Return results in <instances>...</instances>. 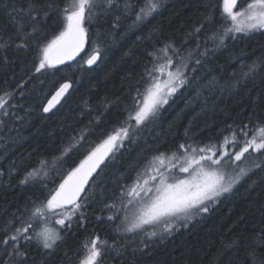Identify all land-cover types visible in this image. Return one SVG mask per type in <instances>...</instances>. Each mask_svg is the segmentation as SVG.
<instances>
[{"label":"trees","instance_id":"trees-1","mask_svg":"<svg viewBox=\"0 0 264 264\" xmlns=\"http://www.w3.org/2000/svg\"><path fill=\"white\" fill-rule=\"evenodd\" d=\"M55 2L63 6L66 0ZM131 2L137 10L142 0ZM13 3L19 5L24 0H0V37L4 39L9 36L15 39L16 25L8 16ZM242 3L246 4L247 0ZM222 8L223 0H161L158 11L133 29L129 25L135 16H122L114 35L100 44L101 59L92 69H86L79 62L36 72L40 48L62 28L56 12H50L41 20L40 32L28 40L26 48L17 49L13 43L0 49V94L13 93L17 104L11 110L15 116L0 117L3 121L0 123V172L4 173L0 176V236L5 225L18 223L17 216L27 217L34 202L48 197L62 176L84 158L90 143L94 146L101 133L120 124L126 116V107L132 105L136 89L143 90L141 77L152 61L148 54L165 42L180 47L185 58L191 51L186 69L191 84L180 89L170 101L171 107L165 106L166 110L140 133L136 143L125 141L115 153V159L110 156L107 167L101 166L104 171L97 177L95 200L90 201L87 208V227L74 225L72 230L64 231L51 255H40L43 250L35 244L28 249L35 264H79L78 258L84 254L83 244L93 235L98 234L110 242L117 238L116 227L121 225L125 212L120 209L118 218L108 221L110 213L107 209L102 211L99 203L101 191L103 199L111 202L114 193L119 195L121 185L132 183L145 159L184 142L185 129H188L189 143L205 145L222 139L221 134L228 133V124L238 126L248 122L249 117L253 124L258 119L264 120V64L255 71L248 67L254 60L264 61V33L228 40L227 49L201 55L206 46H213L208 37L221 22ZM209 11L215 13L211 21L205 20ZM113 16L88 25L91 40H87V54L92 51L97 33L110 30ZM201 23L205 24V29L198 36H188ZM153 28L157 31L152 32ZM25 30L30 31V26ZM197 58L201 61L199 65L195 63ZM66 82L72 85L69 94L55 111L44 115L45 102ZM197 91L201 93L199 96ZM82 129L87 137L81 141L82 146L78 145L63 159L54 160L73 136L79 137ZM41 160L48 163V176L21 185L19 181L38 167ZM249 177L241 181L232 194L221 197L211 213L163 240L159 236L148 240L142 234L121 235L118 237L121 244L127 245L126 250L121 248L123 256L109 250L102 264H131L132 261L136 264H217L222 242L230 239H237L240 246L234 253L219 256L218 264H229V261L245 264V247L251 244L253 235L264 228V173L253 170ZM253 181L256 183L250 188ZM97 216L102 219L97 220ZM141 240H146L148 248L133 257L132 248L142 247ZM259 251L264 252V248ZM3 255L5 253L0 252V256Z\"/></svg>","mask_w":264,"mask_h":264},{"label":"snow or ice","instance_id":"snow-or-ice-1","mask_svg":"<svg viewBox=\"0 0 264 264\" xmlns=\"http://www.w3.org/2000/svg\"><path fill=\"white\" fill-rule=\"evenodd\" d=\"M160 7L161 0H144L138 10H135L131 0H66L63 6L55 0H24L22 4L11 5L8 16L10 22L16 25L15 39L12 36L8 39L0 37V49H6L13 43L17 49L26 48L28 40L40 32L41 20L46 19L50 12H56L62 21V28L40 48L35 70L41 72L46 67L54 68L56 64L64 63L65 59H74L84 50L86 40H91L88 25L94 20L114 14L110 30L98 32L96 41L92 42V51L87 54L86 59L82 58L83 63L91 68L101 59L100 44L108 36L114 35L122 16H135L129 25L133 29L148 20ZM222 11L219 26L208 37L213 46H206L201 55L227 49L228 40L235 41L255 32L264 33V0H247L246 4L242 0H223ZM214 15V11H209L205 20L211 21ZM29 26L31 30L26 31ZM204 29L205 24L201 23L188 36H198ZM156 31V28L152 29V32ZM152 32L149 33V38ZM148 55L152 57V61L150 67H145L141 77L144 82L143 90L139 87L136 89L132 105L130 108L126 107V116L120 124L111 131L101 133L99 142L94 146L90 143L84 158L62 176L58 186L49 191L46 199L33 203L27 217L17 216L18 223L9 222L4 226L3 236H0V252L5 255L0 256V264H30V261L35 264L28 251L33 244L43 250L40 255H51L64 231L72 230L74 225L86 228L87 208L90 201L95 200L97 177L104 171L101 165L107 167L108 158L111 156L114 160L115 153L124 146L125 141L136 143L140 133L158 120L162 110H166L165 106L171 107L170 101L180 89L191 84L192 81L186 75L191 51L189 57L185 58L180 47L172 42H165ZM195 63L199 65L200 59L197 58ZM261 64L264 61L254 60L248 66L249 70L255 71ZM192 71L195 72L196 69L193 68ZM19 87L22 88L23 85ZM69 87V83L61 84L47 105L43 106V111L50 112ZM20 94L23 95L22 92ZM200 94L197 91L196 95ZM16 107L13 93L5 91L0 94V117L15 116L11 110ZM16 119L22 118L16 116ZM171 126L170 124L169 127ZM227 128L228 133H222V139L205 145L189 143L188 129H185L184 142L173 149L157 151L151 159H145L144 166L136 171L132 183L121 185L119 195L114 193L111 202L103 199L104 192L101 191L102 199L99 203L102 211L107 209L110 213L107 220L117 219L120 209L125 212L124 219L116 227L117 238H113L111 242L98 234L86 240L83 244L84 254L78 258L79 264H102L109 250L123 256L121 248L126 250L127 245L121 244L118 238L121 235L142 234L148 240L159 236L163 240L180 228L187 229L194 220L211 213L220 198L232 194L236 186L249 177L253 170L264 173V120L258 119L253 124L249 117L248 122L238 126L228 124ZM86 138V132L82 129L79 137L73 136L60 156L54 160L63 159ZM242 161L245 166H241ZM47 168V161L41 160L40 165L32 168L19 183L26 185L47 177ZM3 174L0 172V176ZM255 183L253 181L249 187H253ZM44 186L47 187L46 184ZM96 219L101 220L102 217L97 216ZM56 225L60 227L57 228ZM140 244L142 247L132 248L133 257L148 248L146 240H141ZM239 246L237 239L222 242L219 256L226 252L234 253ZM262 248L264 228L255 233L251 244L245 247V264H264V252L259 251ZM131 264H136V261ZM229 264L234 262L229 261Z\"/></svg>","mask_w":264,"mask_h":264},{"label":"water","instance_id":"water-1","mask_svg":"<svg viewBox=\"0 0 264 264\" xmlns=\"http://www.w3.org/2000/svg\"><path fill=\"white\" fill-rule=\"evenodd\" d=\"M85 50H86V45L84 46V50L81 51L80 54L77 55L74 59H72V60H67V59H65V60H64V63H62V64H56V66H55L54 68H59V67H63V66H67V65H71L72 63H74L76 60H78V59L84 54ZM97 62H98V61H97ZM96 64H97V63H96ZM96 64H94L92 67H94ZM85 67H86V68H89L86 64H85ZM92 67H91V68H92ZM70 89H71V85H70L69 89L64 93V95H63L62 97H60V100H59V102L55 105V107H53V108L51 109V111L48 112V113H45V112L43 111V114H44V115H48V114H50L51 112H53V111H54V110H55V109H56V108L62 103V101L65 99V97H66L67 94L69 93ZM55 93H56V92H55ZM55 93H52L51 96L48 98V100H50L51 97H52L53 95H55ZM48 100L46 101V103L44 104V106L47 105ZM101 166H102V165H101ZM98 171H99V170H98ZM94 175H95V174H94Z\"/></svg>","mask_w":264,"mask_h":264},{"label":"rangeland","instance_id":"rangeland-1","mask_svg":"<svg viewBox=\"0 0 264 264\" xmlns=\"http://www.w3.org/2000/svg\"><path fill=\"white\" fill-rule=\"evenodd\" d=\"M143 2H144V0H142L141 5L143 4ZM141 5H140V6H141ZM140 6H139V7H140ZM139 7H138V8H139ZM137 10H138V9H137ZM254 155H255V154H254ZM240 163H241V166H245V162L242 161V162H240ZM178 175H182V174L179 173Z\"/></svg>","mask_w":264,"mask_h":264},{"label":"bare ground","instance_id":"bare-ground-1","mask_svg":"<svg viewBox=\"0 0 264 264\" xmlns=\"http://www.w3.org/2000/svg\"><path fill=\"white\" fill-rule=\"evenodd\" d=\"M67 83V82H66ZM60 87V86H59ZM59 87L54 91V93L59 89Z\"/></svg>","mask_w":264,"mask_h":264}]
</instances>
